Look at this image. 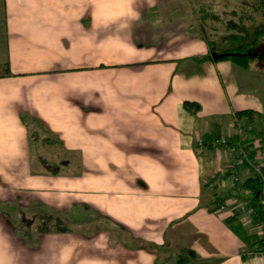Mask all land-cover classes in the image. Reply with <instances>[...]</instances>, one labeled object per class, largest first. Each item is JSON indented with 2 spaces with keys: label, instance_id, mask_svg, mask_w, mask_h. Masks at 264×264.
Returning <instances> with one entry per match:
<instances>
[{
  "label": "crops",
  "instance_id": "obj_1",
  "mask_svg": "<svg viewBox=\"0 0 264 264\" xmlns=\"http://www.w3.org/2000/svg\"><path fill=\"white\" fill-rule=\"evenodd\" d=\"M196 7L0 0V264H264L215 212L243 207L231 184L254 174L232 161L264 146V62L207 59ZM38 215L70 231L33 234Z\"/></svg>",
  "mask_w": 264,
  "mask_h": 264
},
{
  "label": "trees",
  "instance_id": "obj_2",
  "mask_svg": "<svg viewBox=\"0 0 264 264\" xmlns=\"http://www.w3.org/2000/svg\"><path fill=\"white\" fill-rule=\"evenodd\" d=\"M195 13L197 15V19L201 26L207 21L211 20L214 22L222 23V20L218 18L212 11V9L205 5H200L195 8ZM227 30L230 35L226 38L224 42L217 43L211 41L210 39L206 40L208 44V48L210 51V55H222V57L218 58L216 61L220 60H228L235 62L240 65L242 68H248L251 63L255 61L264 62V29H257L251 41H248V35L246 34V30L240 25H226ZM220 44V45H219ZM211 56H208L207 59H210ZM204 60V59H200ZM214 60V59H212ZM8 75V73H6ZM184 110L191 114L197 115L200 112L201 107L197 103H192L185 101L183 103ZM254 116L252 111H241L235 114L236 119H241L243 117L249 118L251 120ZM33 124H36L37 121L35 119H31ZM48 140H46L47 142ZM210 144V142L208 143ZM232 143L229 140L228 144L220 147L226 148L231 146ZM253 155L251 154V157ZM252 178H248L243 181H238L237 179L234 181L235 188H231L234 190L235 194H242L246 191L251 192L250 195L245 196L244 209L249 210L252 209L253 213L250 215L252 225H257L260 222L264 223V201L262 194L264 193V168L261 170V175H256ZM233 192V193H234ZM222 205V204H221ZM238 213H234L232 216H228L225 219L226 225L230 227L233 233L240 237L243 242L248 246L249 251L254 252L256 248H263L264 250V236L260 237L256 234L247 233V231L241 226V224L237 221ZM35 225L32 227L33 234H51V233H67L70 229L64 223V221L59 217H53L50 215H38L35 219ZM196 259L195 255L190 252H180L177 254L176 259L166 260V262H155L154 264H191Z\"/></svg>",
  "mask_w": 264,
  "mask_h": 264
},
{
  "label": "rangeland",
  "instance_id": "obj_3",
  "mask_svg": "<svg viewBox=\"0 0 264 264\" xmlns=\"http://www.w3.org/2000/svg\"><path fill=\"white\" fill-rule=\"evenodd\" d=\"M191 1L193 2V5L195 6H199V5L210 6V2H213V1L215 2V0H191ZM211 6L214 7L212 8L213 13L222 20V23L207 20L202 26V31H203V34L206 37H208L211 41L216 42L217 46H218V43L224 42L226 38L230 35L229 31L227 30L226 25H229V24L240 25L241 27H243L246 30V34L248 35V41H251V39L253 38V34L257 29H264L263 1H257V0L255 1L245 0L244 2L222 1V2H219L218 5L211 4ZM58 151L60 150H58V148L56 147L53 149H48V152L54 155H57V153H59ZM242 164L247 165L244 161L242 162ZM60 165L63 166V164H60ZM53 166H56V165L54 164L51 167ZM213 192L214 191L212 190L211 194ZM237 198H238V202L236 201L237 204L243 202L242 194H238ZM233 207H229L228 210H232L233 213H238L239 208H241L242 206L237 207L236 205L234 208ZM239 214L249 216L246 213L245 214L239 213ZM22 230L25 232L31 233L29 232V229L28 230L22 229ZM67 245L68 243H63L59 245L58 250L67 251V248H66ZM33 246L36 247L37 250L39 251L40 245H39L38 239H35L33 241ZM50 249L52 248L50 247Z\"/></svg>",
  "mask_w": 264,
  "mask_h": 264
},
{
  "label": "built area",
  "instance_id": "obj_4",
  "mask_svg": "<svg viewBox=\"0 0 264 264\" xmlns=\"http://www.w3.org/2000/svg\"><path fill=\"white\" fill-rule=\"evenodd\" d=\"M229 142V139L227 138H219V139H215L212 140L210 142L211 146L213 149L218 150L220 147L227 145ZM251 154L253 155L251 157ZM245 162L247 164V166L251 169V171L253 173H255L256 175H261V170L262 168H264V146L263 145H258V147L252 146V147H248V146H242L240 147V152L238 153V156L236 159H234L233 165L231 167V169H234L235 165L238 162ZM236 179L233 180L232 184H231V188H235V181ZM218 183V181L216 182V184ZM251 192L246 191L244 193L245 196L250 195ZM263 197V201H264V193L262 194ZM232 210H228L226 207H224L223 205H220L216 208V213L217 214H224L226 213L228 216H232L234 213ZM239 213H246L247 215H251L253 213L252 209L246 210L244 209V207L239 208ZM255 229H257L258 231V235L259 236H264V223L260 222L259 224L255 225ZM255 255H259L264 257V250L263 248L259 247L256 248L254 250Z\"/></svg>",
  "mask_w": 264,
  "mask_h": 264
},
{
  "label": "water",
  "instance_id": "obj_5",
  "mask_svg": "<svg viewBox=\"0 0 264 264\" xmlns=\"http://www.w3.org/2000/svg\"><path fill=\"white\" fill-rule=\"evenodd\" d=\"M211 57L212 59L217 60L218 58L222 57V55L212 54Z\"/></svg>",
  "mask_w": 264,
  "mask_h": 264
}]
</instances>
